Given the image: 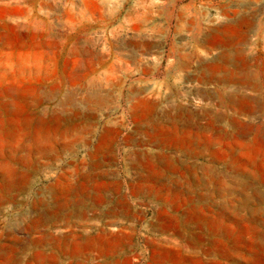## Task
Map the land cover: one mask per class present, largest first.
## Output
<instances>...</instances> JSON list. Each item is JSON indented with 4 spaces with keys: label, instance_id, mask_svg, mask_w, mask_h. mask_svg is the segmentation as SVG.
Returning a JSON list of instances; mask_svg holds the SVG:
<instances>
[{
    "label": "rangeland",
    "instance_id": "1",
    "mask_svg": "<svg viewBox=\"0 0 264 264\" xmlns=\"http://www.w3.org/2000/svg\"><path fill=\"white\" fill-rule=\"evenodd\" d=\"M153 8L155 16L148 19ZM107 9L116 10V16L110 18ZM181 18L193 20L197 27L177 38L187 41L200 31L196 41L200 53H207L206 42L225 43L235 45L228 50L232 59L243 53L251 61L259 88L246 84L242 90L260 101L253 104L262 111L253 115L237 114L228 107L221 111L242 122L264 123V0H0V193L3 177L9 181L14 180V173L30 174L18 197L0 205V243L9 245L2 251L11 256L8 260L1 257L0 264H264V148H257L264 131L258 139L248 129L247 140L257 139V145L236 149L235 127L223 122L214 156L185 157L173 154L165 144L170 121L162 113L171 100L166 67L171 35L175 36ZM215 27L226 33L212 40L208 32ZM225 48H215L210 55L216 57ZM239 90L238 85L230 84L227 94L221 91V95L230 102ZM104 99L110 104H95L96 118L85 119L98 128L92 144L44 163L38 171L31 167L32 158L51 148L45 123L38 129H21L35 119V112L44 111L45 118L85 113L87 103ZM189 101L200 102L197 98ZM33 103L40 104L34 107ZM149 109L152 126L158 130L150 138L139 132L145 137L143 148L128 145L126 136L136 128L145 130ZM109 125L119 129L113 158L107 160L116 171L115 180L121 183L116 192L126 196L137 215L113 221L107 218L105 212L117 195L98 208L101 213L81 224L75 225L73 218L68 223L45 218L39 230L65 237L41 245L31 243L39 235L31 227L35 210L52 205L47 188L59 180L66 184L74 180L77 167L85 166L88 154L100 143L101 128ZM160 128L164 132H158ZM135 148L174 157L184 171V191H177L170 179L161 194L132 195L129 182L136 174L130 168L129 152ZM107 152L99 153L101 160L111 157ZM245 164L248 171H242ZM206 167L211 172L203 171ZM235 167L241 171H233ZM208 177L216 181L210 184ZM224 188L230 189L225 195ZM189 189H193V198ZM203 191L213 193L214 210L220 200H229L231 210L225 213L220 229L214 222L217 213L208 211L202 216L193 212ZM176 192L182 194L180 202ZM243 196L251 201L241 203ZM233 203L245 219L235 214ZM205 221L215 231L199 226ZM166 224L173 228L158 229ZM115 241H119L117 251L110 246Z\"/></svg>",
    "mask_w": 264,
    "mask_h": 264
},
{
    "label": "bare ground",
    "instance_id": "2",
    "mask_svg": "<svg viewBox=\"0 0 264 264\" xmlns=\"http://www.w3.org/2000/svg\"><path fill=\"white\" fill-rule=\"evenodd\" d=\"M108 76L110 77L111 75ZM88 85H93V82H88ZM39 104L40 103H33L32 105L34 107H37ZM95 104L97 106L107 107L110 103L108 99H104L100 103H87V111L85 113L75 112L73 115L69 116H67L66 114L57 113L54 114L51 118H45L42 117L43 115L41 114H44V111H41L40 113L35 112V119L26 122L24 127H22L21 129H38L40 128V123H45L46 133L51 141V148L48 152L37 155L36 157L31 159L30 165L34 170L38 171L43 167L44 163H52L64 154L75 152L80 146H89L90 144H92V139L97 134L98 128L95 124L87 122L85 119L96 118V107L94 106ZM250 111L253 114L255 112H261L262 110L260 107L253 106ZM47 114L48 112L46 113V115ZM147 114L149 115L146 118L147 123H145V125L147 126L144 125L145 130H139L136 128L131 132V134L125 137V142L128 145L143 148L142 146L145 142V137H152L154 131L158 130L156 126H152L151 123L150 116L152 115V110L149 109ZM162 115L167 119L169 118L167 110L164 111ZM248 128L251 131H254L255 136L259 139L260 135H262L264 131V123L241 125L242 132L240 130L238 134H244V132H246ZM101 129L102 133L99 134L100 143L97 145L94 151L88 154L89 158L85 160V166H83L82 168L77 167L75 172L76 177L74 178V180H71L70 184H66L65 182L59 180L57 183L47 188V192L52 200V205L44 206L41 209L35 210L36 216L34 215L32 219L33 224L31 225L34 230L38 228V219H40L41 217H59V214H61L60 217L62 219H66L68 221L73 218L75 220V225L81 224L84 221L89 220L91 216H95L101 213L98 208L108 201L113 202L114 198H116L117 195V201L113 203L111 207L105 212L106 217L110 218L111 221H113L122 216H128L129 218H132L137 215L136 211L133 208V204L131 205V203L126 200V196L123 194H117L116 190L118 187H121V183L115 180L117 177L116 171L111 167L113 166V164H109V162L113 158L112 146L117 139L119 129L115 125L105 126ZM139 132L143 133L145 137H140ZM158 132H164V130L160 128ZM165 133L168 134V130ZM105 150L108 151L107 153L110 154L111 157L101 160V157H99V153ZM129 154L132 157L130 168L136 174L129 182L132 195L161 194L168 188L165 182L169 181L170 179L172 180L171 182L177 184V191H180V193L184 191L182 186L184 171L181 170V164L177 163L173 159L174 157L166 154H152L149 151L140 148L130 150ZM107 160H109V162H107ZM102 161L103 163H108V165H106V167H103ZM14 174H16L14 175V180L8 181L6 177L2 178L3 184L1 185L3 191L0 193V205H4L7 200H15L18 197L19 193L22 192L24 187L29 183L30 174L28 172H18ZM175 177H178V179H174ZM189 191V195H192L191 193L193 189H189ZM176 193V200L179 201L182 197V194L178 192ZM192 197L194 196L192 195ZM247 199L251 201L249 198ZM247 205L248 207L252 208L251 205ZM242 207L244 208L246 207V205L243 204ZM235 210L238 213L240 207H235ZM251 211L254 210L252 209ZM201 212H203V208H200V213ZM161 228L163 231L169 228V224L162 225ZM42 238L43 239L31 238L30 242L37 244L39 240L45 241L47 239L48 242L57 240V238L55 237L48 236H43ZM157 240H155L156 244L159 245L160 241L159 239ZM168 241L169 240L167 239L165 240V242ZM110 246L115 251H117V249L119 248V241L111 242ZM5 247L10 248L8 244L0 243V258L3 257V259L6 258L8 260L9 257L11 258L10 252L2 251V248ZM17 262L20 263V259L17 260Z\"/></svg>",
    "mask_w": 264,
    "mask_h": 264
},
{
    "label": "crops",
    "instance_id": "3",
    "mask_svg": "<svg viewBox=\"0 0 264 264\" xmlns=\"http://www.w3.org/2000/svg\"><path fill=\"white\" fill-rule=\"evenodd\" d=\"M107 11L111 12L110 18L116 16V10L107 9ZM154 14L155 9L153 8L148 11L147 18L153 19L155 16ZM181 16L183 18V15ZM129 17H131V14ZM107 18H109V16ZM182 18L175 28V36L173 37L171 35V52L169 53V63L166 67V73L169 76V85L171 89V100L166 103V107H168L167 111L170 126L168 127L169 134L165 139V144L172 150L173 154L185 157L217 155L220 142L219 131L223 130L220 126L221 123L226 122L232 123V125L235 127L236 133L233 138L236 144V149H242L243 146L247 147L257 145L255 143L257 139L247 140L249 128L246 132H244V134H238L241 130V125H250L251 123L242 122L235 115H230L228 112L221 111V107H228L233 109V111H235L237 114H255H252L250 109L253 106L256 107V105L253 103H260V101H257V98L246 96L242 90L246 84L254 89L259 88V84L255 80L254 70L251 67V61L247 59L243 53L232 59V57H230L228 54V50H230V48L232 49L233 47L235 48V45L225 43L220 45L218 43L214 44L213 42H206L207 53L205 55L200 53V45L196 43V41L200 39L202 35L200 31H196L194 38H189L187 41L181 37L177 38V35H182L185 30L197 27L193 20L184 21ZM198 27L200 26L198 25ZM225 33L226 31L220 30L218 27H215L212 29V31L208 32L210 37H213L212 40ZM176 39H179L183 42L179 44ZM191 40H194V43H192ZM222 46L226 47L222 54L216 57L210 55L213 49ZM205 83L207 86L203 85ZM230 84H236L240 89L237 91L238 96L232 101L230 100L231 103L229 102L228 98H226V96L221 95V91L225 93L228 91ZM190 98H197L200 100V102L193 103L192 101H189ZM159 102L160 101L158 100L154 103ZM224 131H226V129ZM257 148H264V139L259 141ZM242 167L244 168L242 171H248L247 169L245 170L246 164ZM203 171L207 173L211 172V170L207 167L203 168ZM233 171H241V169L239 167H235ZM207 180H209L210 184H212L213 181H216L212 177H208ZM204 189H206L205 184H203V190ZM228 189L229 188H224L225 192L223 195L227 194ZM189 196L193 198L192 195ZM212 196L213 193H210L209 191L201 192L197 198L200 201L199 204H194L192 209L193 212L202 216H205L208 211L217 213V218H215L214 222H216V229H220V226L222 225L221 222L224 220V215L227 211L231 210V206L228 204L229 200L223 199L218 203L221 204L219 208L214 210L215 208H212L210 202ZM241 202L250 201L243 196ZM200 208H203V212L201 213ZM233 211L237 215L244 213H237L234 203ZM122 217L128 218V216ZM45 218H48V216L38 219V228L36 231L39 233V235L36 238L43 239V236H48L55 237L57 240H62L65 235L55 236L52 233H43L41 230H39ZM55 218H58L56 221L59 223L70 222L66 219H62L61 217ZM244 218L245 215H241V219ZM199 226L203 229L212 228V230L215 231L212 226L208 227L209 225L206 221L200 223ZM172 228L173 227L170 224L169 228L163 231L161 226L158 227V229L162 232L168 231ZM70 237L73 238V235ZM66 240L68 239L66 238ZM45 242H48V240H39L36 245H41ZM225 254L228 255L229 252L225 251ZM38 256L40 257V254H38Z\"/></svg>",
    "mask_w": 264,
    "mask_h": 264
}]
</instances>
